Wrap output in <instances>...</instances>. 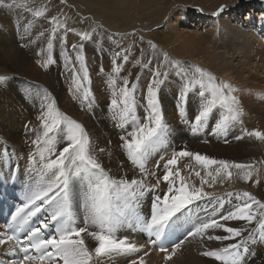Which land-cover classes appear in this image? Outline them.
Masks as SVG:
<instances>
[{"label": "snow or ice", "instance_id": "snow-or-ice-1", "mask_svg": "<svg viewBox=\"0 0 264 264\" xmlns=\"http://www.w3.org/2000/svg\"><path fill=\"white\" fill-rule=\"evenodd\" d=\"M19 6L28 7L24 0H21ZM225 7L226 5H221L214 15H219ZM46 11V8L37 10L34 15L42 17ZM50 24L49 50L60 31L65 34L72 31L79 37L80 43L71 45V53L66 55V66L71 65L69 74L73 78L75 89L77 92L83 91L82 99L87 101L90 98V89L85 87V82L90 85L91 79L83 54V42L92 41L98 28L102 26H90L88 29L76 31L69 28L67 16L61 19L59 15L53 16ZM65 41L66 36L61 37L60 42L64 45L62 54L68 51ZM140 41L143 44V37H140ZM147 43L153 50L157 49L152 41ZM134 46L130 44L114 53L109 84L115 93L110 101L115 110L113 118L121 121L118 127L131 128V131L120 136L121 146L128 161L138 168L140 178L112 176L94 154L92 140L85 126L61 112L55 100L50 99V94H46L41 104L42 132L31 129L36 133V138L31 141L35 151L28 158L30 180L26 185L24 200L10 213L8 227L11 234L0 237V245L10 244L13 253L22 254L16 264H101L106 258L138 254L144 246L138 245L129 235H120L122 230L146 232L150 237L149 243L156 246L166 231H174L178 227V221L190 206L205 198L217 199L221 209H225V200L228 197L234 198L237 203L219 214L214 209L212 215L193 224L185 239L173 243L170 251L167 247H160L159 250L165 253L166 262L171 261L185 240L191 238L197 239L202 245L205 240L233 241L220 248H206L201 254L214 258L218 264H244L249 255L248 242L257 233L264 238V201L257 199L249 191L228 192L222 197L205 191V185L214 186L218 179L221 182L232 179V168L243 170L240 178L244 181L251 180V164H230L228 161L215 160L200 153L180 151L173 153L163 163L164 174L157 178V185L149 186L145 183L149 177L156 176L155 171L147 168L149 158L161 146L169 143L168 137L171 134L159 99L160 89L170 75L168 69L186 81L177 97V108L181 116L185 113L189 94L194 91L198 94L200 102L194 117L193 131L207 127L214 110H222L215 122L214 131L226 133L234 123H242L244 110L235 94L237 89L232 84L218 81L214 74L199 65L170 58L167 52H163L162 59L152 69V79L146 86V114L141 119L136 112L140 74H136L134 82L131 72L122 77V86L115 92L117 78L123 65L130 62ZM154 59L155 57L146 60L144 52L140 51L139 58L135 59V66L142 71L150 69ZM37 63L47 69L56 60L49 54L46 59L38 60ZM162 68L164 71H161ZM103 71L101 67V72ZM6 79V76L0 75V82ZM246 134L264 141V132L260 130L254 129ZM61 143L66 146L57 152V145ZM0 147H3L0 152V166H8L15 152L9 151L6 146ZM104 151L103 148L98 149L99 153ZM193 156L205 169L217 166L214 173L209 170L205 175L193 170L195 176L200 178L199 187L187 183L179 167H173L178 165V157ZM161 160L164 158L161 157ZM160 166L157 161L156 168L159 169ZM161 180L167 182V191L154 196L150 217H145L140 213L142 201L147 193L156 191ZM227 202L231 203L230 200ZM229 221H244L247 225L255 224L256 227H231L227 226ZM49 229L52 230L51 233H48ZM215 230H223L225 234H214ZM86 237L94 242V247H89ZM148 255L145 251L137 259L131 260L130 264H145V257Z\"/></svg>", "mask_w": 264, "mask_h": 264}, {"label": "bare ground", "instance_id": "bare-ground-1", "mask_svg": "<svg viewBox=\"0 0 264 264\" xmlns=\"http://www.w3.org/2000/svg\"><path fill=\"white\" fill-rule=\"evenodd\" d=\"M25 1H28L27 3L37 10L46 8L47 11L42 18H52L53 16L59 15L60 18L63 19L64 16H67L69 28H74L76 31L85 30L88 23L89 26L92 24V18L88 16V19H83L84 15L75 8V5H70L68 2L66 3V1L24 0V2ZM75 1L90 6L95 15L103 11L110 13V15H115L118 17V20H120L119 24L120 26L122 25V27L123 25H128L130 18H134L135 20L140 19L138 15L142 14L144 10H156L153 12L148 11L149 14L143 15L144 20L148 19L150 24L148 25L149 28L144 30L142 28L143 31L141 32L138 31L135 34H127L125 30L128 28L125 30L120 29L122 31L118 30L119 32H114L116 30L108 27V33H106V30L102 31V28H98L97 30V37H99V34L105 32L104 36L106 42H108L106 43L107 47H110L113 53L120 51L122 48H127L130 44H134L135 46L132 49V53L135 59L139 58L140 51L147 54L145 57L146 60L155 57L152 67L150 69H145L146 71L140 76L139 80L138 94H136V96L140 99L144 107L146 105V86L152 79L150 76L151 71L159 62L158 58L160 59V53L164 51H168L178 60L181 59L199 63L205 70L210 71L212 74L215 73L218 81H226L236 87L237 92L235 94L241 102L244 115L242 117V123L236 122L230 126L231 133H217L214 131V125L212 124L214 121L211 119H215L216 122L222 110H214L208 126L205 127L207 130L205 133H202V128L198 131H193L192 126L189 128V131L185 132L184 128L186 125L178 122V115L180 114L176 111L174 106L172 107V103L176 97L174 90H177L172 82L176 84V80H172L170 77L167 78L164 85L167 89L172 91V97L167 94L164 96V93L161 95L160 92L159 94L164 101V104L160 106L163 107V111H167L163 116L171 133L168 137L169 145L173 147L179 146L180 148L185 147L184 149H187V151L191 153H204L212 159L225 160L230 164L252 165L254 161L253 177L251 180L244 181L240 178L243 174V170L232 168L230 169L233 173L232 179H224L222 182L218 179L214 186L209 187L205 185V191L214 193L216 197H222L228 192L236 193L249 191L255 195L257 199L264 201V141H259L254 137H248L246 134V131H252L254 129L264 132V44L262 41H259L260 39L258 38H256L258 39L257 41H259L258 43L254 40L256 37L255 34L264 31L262 27L264 26V18L261 20L253 18V13L258 10L263 9L262 15H264V0L255 1L256 3H239L240 5L238 8L227 10L221 17L217 16L218 18L207 17L206 14L200 12L187 13L182 8L178 11L177 9L180 8V4L195 2V4L200 5V8L204 11H209L208 8H211L210 3L216 2L218 4V2L224 0ZM178 2L179 5H177ZM20 3L21 0H0V21L5 20L4 25L9 21L7 26L10 29H12L13 26L10 20L7 19L8 21L6 22V18H11L13 20L20 19L21 15L19 10H15L13 7L19 6ZM228 3L231 4V0ZM172 6L175 7L174 12L170 10ZM246 7L248 9L244 10ZM243 10L249 12L247 19L244 18ZM195 19L197 20L193 21ZM4 25H0L1 30H6L5 32H0L4 34L0 37V65L3 69L2 71L9 69L12 73L15 72L17 74L15 76H7L6 74L5 76L8 79L0 82V145L6 146L9 151L14 150L15 152L8 166H0V175L2 179L6 178L8 180L11 173H16L18 175L17 184L21 187V192L25 191L26 185L29 183L30 166L28 158L30 153L35 151L31 141L36 138V133L31 131V129L42 132L40 116L41 104L44 102L42 98L45 96L42 92L45 91L46 93H50V99H54L59 103L60 107L58 108L61 112L85 126L92 140L94 154L97 155L104 168L108 170L112 176L127 177L128 179L133 177L140 178L138 168L128 161L124 149L116 148L117 144L121 142L120 136L125 135L127 131H131V128L127 127L122 129L118 127L116 123H113L110 118L109 120L107 119V116L113 114L112 112L115 111L110 105V101L114 97L109 95V90L112 87L106 76L111 73L113 67L109 69V65L105 63L107 72L101 75L99 65H92L90 72L92 77L91 87L85 86L90 89V98L85 101L82 99L83 95L80 94L78 100L75 102L73 100L76 99H73L70 95L64 96L65 91L62 84L63 82H68L67 79L71 78V75L69 74L70 64L66 66L57 61V59L61 61V59L66 58L65 53L62 54L60 42L58 43L56 41L57 44H55L54 47L55 51L54 49L49 50L47 44L43 41H35L36 37H38V39H43L46 36L45 34V36L39 38L41 31L35 30V32L31 33L29 30L24 29V27L20 28V26L10 31L4 28L6 26ZM37 26L39 27L40 25ZM33 28L34 27H32V29ZM7 32L9 34H7ZM59 35L62 34L59 33ZM64 36H66V40L69 41L68 49L70 51V44L73 41H77V36L75 35V37L72 31H68ZM140 37H143V44H141ZM27 39L34 43L26 49L21 47L19 43L27 41ZM93 39L95 42V36ZM153 40L160 46L156 50H153L147 43ZM258 46H262L263 49L258 51ZM90 47L91 45L87 46V49L89 53L92 54L94 53L91 49L93 47ZM54 52L56 54V63L51 64L47 69L41 67V65L37 63L38 60L43 61L45 56L49 54L52 55ZM153 52H156L158 57L156 53ZM91 62L93 64V60H91ZM139 70L140 68L137 66L132 67L123 65V71L117 78L118 87L122 86L121 78L128 76L129 72L133 74L131 79L134 82L135 76ZM1 74L5 73L2 72ZM19 74H24L27 78L33 80H22ZM36 81L43 83H36ZM51 93L53 95H51ZM80 101L83 102L81 104L77 103ZM89 105H91V107H89ZM190 107L193 108V110H191L193 113L187 109L183 116L180 115L186 120L184 123L188 122L187 120L190 116L195 117L198 112L193 106ZM118 122V124L121 123L120 120ZM239 126H243L241 131L234 134L233 131H237ZM210 131L212 132L211 135L208 133ZM238 136L241 137V139H236ZM64 146H66L64 143L58 144L57 152L62 150ZM99 148H103L105 151L99 153ZM2 151L3 147H0V152ZM260 157L263 160H258ZM184 158L185 157H183V159ZM165 159L167 158L165 157ZM164 161L166 162V160ZM161 164L163 165V163H160V165ZM162 165L157 169L155 160H151L150 157L147 168L150 171H155L156 176L149 177L145 183L152 186L153 183L157 182L158 177H162L164 174ZM173 167L187 168L186 172H188V170L191 172H194L193 170L201 171L199 169H202L203 172L201 173L205 175L206 171L209 170L214 173L215 167L217 166L213 165L211 168L205 169L199 162L187 159L178 160V165ZM193 178H195V176ZM197 179H199L197 180L198 182L193 184L199 187L200 178ZM186 182L188 183L187 179ZM160 184L162 188L167 190V182L161 180ZM159 193L158 189L155 192L145 195L140 209L141 215L150 217L152 200L155 195H162ZM228 200H230L231 203H228ZM236 203L237 201L234 198H226L225 209H231ZM214 209L217 214L225 211V209L219 207L218 200L214 198H205L204 200L198 201L193 206H190L180 218V221H178V227H176L174 231H166L164 239L158 242L156 246L149 243L150 237L148 233L142 231L130 232L124 229L120 235H129L138 245H143L144 247L138 254L106 258L101 261V264H130L131 260L137 259L138 255H143L145 251L149 253V255L145 257V264H218L214 258L205 257L201 253L206 248H220L233 241L219 242L205 240L202 245L197 239L190 238L185 240V243L181 246V249L178 250L172 260L167 262L164 260L165 253L157 249L163 246L168 247L170 251L173 243L178 242L180 239L184 240V236L187 231L190 230L191 226L205 219L207 216L212 215ZM80 226L83 225L80 224ZM227 226L240 228L256 227L255 224L247 225L244 221H229L227 222ZM214 234L224 235L225 233L223 230H215ZM245 236H247V232H245ZM151 238L155 239L153 237ZM86 243L89 244L90 248L95 246L94 242L87 237ZM247 246L249 248V255L244 260V264H264V238H261L260 234L257 233L254 238L248 242ZM14 256L15 253L10 250V244L0 245V259L4 258V261H6H0V264H16L9 260Z\"/></svg>", "mask_w": 264, "mask_h": 264}, {"label": "rangeland", "instance_id": "rangeland-1", "mask_svg": "<svg viewBox=\"0 0 264 264\" xmlns=\"http://www.w3.org/2000/svg\"><path fill=\"white\" fill-rule=\"evenodd\" d=\"M63 1H66V3L68 2L70 5H75V8L76 9H78L80 12H81V14H83L82 16L84 17L83 19H88V16H89V18H92V24L90 25L91 27H96L97 25H100V26H102V27H100V28H102L103 30L102 31H105L106 30V33H108L109 32V30L107 29V27L108 28H111V29H113V30H116V31H114V32H119V31H122V30H120V29H127V30H125L126 32H127V34L129 33V34H135L136 32H141V31H143L144 29H146V28H149L148 27V25L150 24L149 22H148V19H146V20H144V16H145V14H149V12H153V11H156L155 9H152V10H144L143 12H142V14H140V15H138V17L140 18V19H134V18H130V21L128 22V25H123V27H122V25L120 26V20H118V17H116L115 15H110V13H107V12H99L97 15H95L93 12H92V8H90V6H87V5H83L81 2H79V1H73V0H63ZM255 1H261V0H231V4L230 3H228V2H230V0H224V1H222V2H218V4L216 3V2H213V3H210L211 4V8H208L209 9V11H204L203 9H201L200 8V5H197V4H195V2L193 3V2H190V3H185V4H180L179 5V2L177 3V5H179V9H177V11L178 10H181V8L182 9H184V11L185 12H187V13H194V12H200V13H202V14H206V16L207 17H216V18H218L219 16L221 17V15L223 14V13H226L227 12V10H233V9H236V8H238V6L242 3V2H248V3H254ZM28 1H25V3L27 4V8H24V7H19V6H13L14 7V9L15 10H19V12H20V19H18V20H13V19H11V18H6V22L8 21V20H10V23H11V25L13 26V28L15 29V28H19V26H20V28H22V27H24V29H27V30H29L31 33H33V32H35V30L37 31V30H39V31H41L40 33H44V35H39V38L40 37H42V36H45V34H46V36L43 38V39H38V37H36L35 38V41L37 40V41H43L44 43H46L47 44V46H48V38H49V36H50V34H51V24H50V22H49V20H51V18H42V17H36L35 15H34V13H35V11H37V9L34 7H32V6H30L28 3H27ZM215 3V4H214ZM240 3V4H239ZM256 3V2H255ZM82 5V6H81ZM221 5H226V7H225V9H224V11L223 12H221L219 15H214V13H217V11L219 10V8L221 7ZM230 5V6H229ZM86 6V7H85ZM19 8V9H18ZM80 8V9H79ZM91 9V10H90ZM175 9V7L174 6H172L171 7V11H175L174 10ZM247 10L248 8L246 7V8H244V10ZM243 10V11H244ZM149 11V12H148ZM262 12H263V9L262 10H258V11H255V13H253L254 14V16H253V18H255V19H257V20H261V19H263L264 18V15H262ZM144 15V16H143ZM248 15H249V12H245L244 11V18L245 19H247L248 18ZM218 16V17H217ZM247 16V17H246ZM94 17V18H93ZM186 17V16H185ZM258 17V18H257ZM63 18V17H62ZM8 19V20H7ZM44 20V21H43ZM197 19H195V20H193V21H196ZM5 21V20H4ZM4 21H0V25L1 26H3L4 25ZM29 21V22H28ZM32 21V22H31ZM37 21H38V23H37ZM41 21V22H40ZM28 23V24H27ZM41 23V24H40ZM130 23V24H129ZM9 24V21L7 22V23H5V27L4 28H6V29H8V30H10V31H13L14 29L12 28V29H10L7 25ZM31 24H33V25H31ZM89 24V23H88ZM87 24V26H86V29H88L90 26ZM37 25H40L39 27L37 26ZM106 25V26H105ZM34 27L33 29H32V27ZM88 27V28H87ZM263 28H264V26H262ZM142 28H143V30H142ZM33 30V31H32ZM108 30V31H107ZM119 30V31H118ZM1 31H3V32H5L6 30H1L0 29V32ZM17 31V30H16ZM125 32V33H126ZM149 32V31H148ZM50 33V34H49ZM59 33H61L62 35H59L58 34V36L56 37V39L54 40L55 42H53V46H52V48L51 49H54V47H55V44H57V42L59 43L60 42V40H61V37H65L64 35H65V33L63 32V31H60ZM105 33V32H104ZM104 33H101V34H99V37H97V34L98 33H96V35H95V42H94V39L92 40V41H90V42H83L84 43V56L86 57V63H87V67H88V72H89V75H90V79H91V82H92V77H91V69H92V65L93 66H95V65H99V67H100V72H101V67H103V69H104V71L103 72H101L100 74L101 75H103V73H105V72H107L106 71V68H107V66L105 65V63H107L108 65H109V69H110V67H113V63H112V60H113V58H114V53H113V50H110L111 48L110 47H107V44L106 43H108V42H106V39H105V34ZM7 34H9L8 32H7ZM74 34V33H73ZM2 35H4V34H2V33H0V37H2ZM16 35H17V33H16ZM261 35V36H260ZM74 36H75V34H74ZM77 36V35H76ZM75 36V37H76ZM255 41L258 43L259 41H262V43L264 44V31H260L259 33H257V34H255ZM258 36V37H257ZM256 38H258V39H260L259 41H257L258 39H256ZM73 40H75V39H73ZM57 41V42H56ZM105 41V42H104ZM66 42V44H67V46H68V48H69V41L68 40H66L65 41ZM71 42V41H70ZM104 42V43H103ZM152 42H154V44H156L157 45V48L158 47H160V46H158V43H156L155 42V40H153ZM34 42L32 41V42H30L28 39H27V41H24V42H20L19 44L21 45V47H24V48H26L27 49V47H29L31 44H33ZM38 43V42H37ZM78 43H80V41H79V37L77 36V41H73V42H71V44H70V51H69V49H68V51L65 53V56L66 55H68L69 53H71V45H73V44H78ZM60 44V47L61 48H63L64 47V45H62L61 44V42L59 43ZM88 44V45H87ZM105 44V45H104ZM89 45H91V47H93V48H91L92 49V51H94V53H92V54H90L89 53V50L87 49V46H89ZM257 45H259V44H257ZM260 46H258V51H261L260 49H263L262 48V46L259 48ZM264 47V46H263ZM89 48V49H90ZM48 49H49V47H48ZM264 50V49H263ZM54 51H55V49H54ZM85 51H86V53H85ZM151 51V50H150ZM149 52V51H148ZM164 52H167L168 54H169V56H170V58H173V59H177V58H175L171 53H169L168 51H164ZM153 53H156V52H153ZM162 52L160 53V59L158 58V61H160L161 59H162ZM56 54H55V52L54 53H52V56H53V58L56 60V56H55ZM146 55L147 54H145V57H146ZM156 56L158 57V54L156 53ZM47 58V56H45V58H43V59H46ZM130 62L128 63V64H124V65H128V66H132V67H135V58H134V56H133V53H132V55L130 56ZM91 60H93V64H92V62H91ZM178 60V59H177ZM180 61H184V62H186L187 64H191V65H199V66H201L199 63H195V62H191V61H186V60H181V59H179ZM57 61L58 62H60L61 64H63V65H66V58H63V59H61V61L60 60H58L57 59ZM119 62H121L122 64H123V62L122 61H119ZM201 67H203V66H201ZM70 68H71V65H70ZM62 69H63V67H62ZM108 69V70H109ZM3 69L1 68V65H0V75H3V76H5L6 74H7V76H15L17 73H12V71L11 70H9V69H7V70H4V71H2ZM169 70V72H170V75L168 76V78L170 77L172 80H176V84L174 83V82H172L175 86H176V89L177 90H174L175 91V93H176V97L174 98V102L172 103V107L174 106L175 107V109H176V111H178V113L180 114V112H179V110H178V108H177V103H178V100H177V97H178V95H179V92H180V89L182 88V86H183V84L186 82L185 80H183L181 77H178V76H176L175 75V73L174 72H172V70L171 69H168ZM123 71V70H122ZM146 70H139L138 71V73L140 74V76H142V74L145 72ZM161 71H164V69L162 68L161 69ZM5 73V74H1V73ZM9 73H10V75H9ZM23 73V72H22ZM137 73V74H138ZM81 75H82V73H81ZM214 75H215V77L217 78V75L214 73ZM18 76V75H17ZM21 76V78L20 79H25L26 81L28 80V81H31V80H33V79H30V78H27V76L26 75H24V74H19V77ZM107 76V79H109V75L107 74L106 75ZM151 77H152V75H150ZM218 79V78H217ZM119 80H121V79H119ZM67 81L68 82H63V86H64V91H65V94H64V96H71L73 99H76V100H73V101H77L78 100V97H79V95L81 94V95H83V91H81V92H77L76 91V89H75V84H74V82H73V78H72V76H71V78H68L67 79ZM122 81V80H121ZM43 83V82H39V81H36V83ZM118 83V82H117ZM89 86V87H91V85H88L87 84V82H85V86ZM41 86V85H40ZM42 86H45V85H42ZM119 85H117V88L115 89V92H118V90H119V87H118ZM71 89V90H70ZM38 90H39V88H38ZM50 90H51V88H50ZM40 91L42 92V89L40 88ZM43 94H50V93H46V91L45 92H42ZM53 93V92H52ZM51 93V95H53ZM162 93H164V96H165V94H167V95H169V96H171V94H172V91L171 90H169V89H167L166 87H165V85L163 84L162 85V87H161V89H160V94L161 95H163ZM90 94H91V92H90ZM114 90L112 89V88H110V90H109V95H112L113 97H114ZM136 94H138V92H136ZM160 94H159V99H160V105L161 104H164V101H163V99H161V96H160ZM137 97V96H136ZM172 97V96H171ZM173 100V99H172ZM56 102V105H57V107H60L59 106V103L57 102V101H55ZM83 101H80V102H77V103H82ZM199 97H198V94H197V92H192V93H190L189 94V96H188V102H187V105H186V107H185V110H187V109H189V111L191 112V110H193V108H191L190 106H193L194 108H195V110L196 111H198V104H199ZM137 103H138V107H137V114H138V116L139 117H141V119H143V117L145 116V107H144V105L141 103V101H140V99H138L137 98ZM171 107V106H170ZM162 108V111H163V107H161ZM112 113H114V112H112ZM163 115H165L166 113H167V111H163ZM191 113H193V112H191ZM181 115V114H180ZM180 115H178V122L179 123H183V124H185L186 125V127L184 128V131L186 132V131H189V128L192 126V128H193V125H194V117L193 116H190L189 118H188V122L187 123H184V122H186V120H184V118L183 117H181ZM109 118L111 119V121L113 122V123H116L117 125H118V121H119V119L118 118H116V119H114L113 118V114H109L108 116H107V119L109 120ZM212 121H214L212 124L213 125H215V119H211ZM112 122H111V124H112ZM243 126H239L238 127V129H237V131H233V133L235 134L236 132H239V131H241V128H242ZM205 129V130H204ZM230 127H229V129L227 130V132L228 133H231L230 132ZM207 130H206V128L205 127H203L202 128V133H205ZM184 132V133H185ZM211 132V131H210ZM210 132H208L210 135L212 134V132L210 133ZM226 132V133H227ZM248 131H246V133H247ZM249 137V136H248ZM206 142V141H205ZM179 143V142H178ZM207 143V142H206ZM122 144V142H119L118 144H117V146H116V148H122V146H120ZM185 147H183V148H180L179 146H170L169 145V143L167 144V145H163V146H161L159 149H158V151L156 152V153H154L153 154V156L151 157V160H155V162H157V161H159L160 163H164L165 161L164 160H167V159H170L171 157H172V155H173V153H179L180 151H187V149H184ZM164 149V150H163ZM169 152H168V151ZM167 151V152H166ZM189 152V151H188ZM202 155H206V154H202ZM161 157H163L164 158V160H161ZM165 157L167 158V159H165ZM169 157V158H168ZM189 159V160H195L194 159V156L193 157H185L184 159H183V157H178V160H187V159ZM150 159V158H149ZM215 160H217V159H215ZM258 160H263L261 157L258 159ZM162 165V164H161ZM252 165L254 166V161L252 162ZM163 166V165H162ZM186 168V167H185ZM180 169V171H181V174L182 175H184L185 176V178L187 179V181H188V183L189 184H193V183H197L198 181L197 180H199V179H197V178H199V177H196L195 176V174H194V172H191V171H189L188 170V172H186V169H184V168H179ZM199 170H201L200 172H203V170L202 169H199ZM205 172V171H204ZM195 176V178H193ZM193 179V180H192ZM147 184V183H146ZM149 185V184H148ZM153 185H157V182L156 183H153L152 184V186ZM159 189V194H163V192H165V191H167L165 188H162V186H161V184L159 183L158 184V186H157V188H156V190H158ZM158 192V191H157Z\"/></svg>", "mask_w": 264, "mask_h": 264}]
</instances>
